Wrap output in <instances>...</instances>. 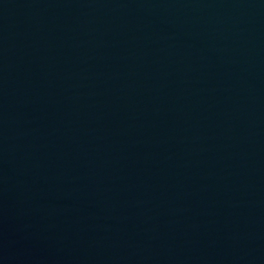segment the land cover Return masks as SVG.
I'll return each mask as SVG.
<instances>
[{
  "label": "water",
  "instance_id": "water-1",
  "mask_svg": "<svg viewBox=\"0 0 264 264\" xmlns=\"http://www.w3.org/2000/svg\"><path fill=\"white\" fill-rule=\"evenodd\" d=\"M264 106V0H166Z\"/></svg>",
  "mask_w": 264,
  "mask_h": 264
}]
</instances>
